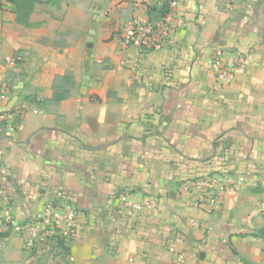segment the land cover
Returning <instances> with one entry per match:
<instances>
[{
    "label": "crops",
    "instance_id": "0c3cea01",
    "mask_svg": "<svg viewBox=\"0 0 264 264\" xmlns=\"http://www.w3.org/2000/svg\"><path fill=\"white\" fill-rule=\"evenodd\" d=\"M16 1L0 0V264H264V0H177L161 49L120 33L166 0ZM216 48L250 54L228 87ZM68 71L69 97L46 107ZM208 172L245 176L217 212L183 189ZM126 190L158 205L121 215ZM49 202L82 223L60 251L2 229L6 210L22 225Z\"/></svg>",
    "mask_w": 264,
    "mask_h": 264
},
{
    "label": "built area",
    "instance_id": "2783aa9c",
    "mask_svg": "<svg viewBox=\"0 0 264 264\" xmlns=\"http://www.w3.org/2000/svg\"><path fill=\"white\" fill-rule=\"evenodd\" d=\"M169 9L177 5V0H166ZM171 25L170 11L160 20H149L135 15L126 20L121 28L120 38L128 46L149 49H161L174 43L175 29ZM249 53L226 48H216L212 54V65L216 82L221 87L231 85L236 71L243 67ZM245 176L208 172L183 183V189L189 196V203L208 212L221 209L225 194L244 188ZM158 201L136 190H126L118 196L119 213L124 216L139 215L149 208L156 207ZM264 217V206L261 209ZM6 223L2 229L12 227L16 232L27 234L25 247L29 250L60 251L63 239L76 235L82 229L79 212L69 205L61 208L55 202L47 203L41 212L24 224H12V215L5 211ZM184 253L176 254V261H184Z\"/></svg>",
    "mask_w": 264,
    "mask_h": 264
},
{
    "label": "trees",
    "instance_id": "16d2710c",
    "mask_svg": "<svg viewBox=\"0 0 264 264\" xmlns=\"http://www.w3.org/2000/svg\"><path fill=\"white\" fill-rule=\"evenodd\" d=\"M17 3L19 7V3L16 0H11ZM169 11L168 6L163 9V16ZM72 74L71 72H66L64 75H59L55 78L53 84V95L51 98L44 100V105L48 108H56L63 100L67 99L70 95V88L72 86ZM63 241H65L63 239Z\"/></svg>",
    "mask_w": 264,
    "mask_h": 264
}]
</instances>
